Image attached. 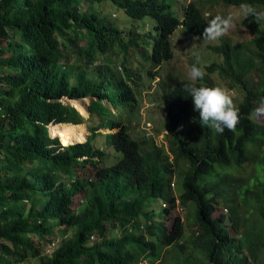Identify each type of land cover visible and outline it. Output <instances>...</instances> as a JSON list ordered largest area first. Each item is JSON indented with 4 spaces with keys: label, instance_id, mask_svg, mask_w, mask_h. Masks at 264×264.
Returning a JSON list of instances; mask_svg holds the SVG:
<instances>
[{
    "label": "trees",
    "instance_id": "obj_1",
    "mask_svg": "<svg viewBox=\"0 0 264 264\" xmlns=\"http://www.w3.org/2000/svg\"><path fill=\"white\" fill-rule=\"evenodd\" d=\"M221 1L264 6V0ZM105 2L123 12L127 27L96 8ZM207 22L194 1L176 16L173 0H0V264H156L169 247L181 249L184 223L171 213L176 206H191L194 246L205 264L259 262L264 124L255 109L264 97V26L245 22L253 47L245 63L228 41L212 47L223 56L221 73L243 91L234 131L202 127L197 114L195 138H189L182 129L193 114L182 91L189 80L163 92L168 152L187 165L178 197L170 191L174 164L165 150L131 138L123 120L122 111L136 103L130 85L135 59L160 66L173 57L178 27L202 36ZM115 51L122 72L105 61ZM250 72L257 77L252 85ZM195 83L215 87L205 77ZM85 97L91 98L89 119L97 123L88 122L87 137L62 144L48 125L83 123L79 108L63 98ZM101 128L115 129L104 135L121 155L112 164L96 145ZM248 163L255 171L245 178ZM159 200L160 212L154 208ZM218 208L229 213L217 214Z\"/></svg>",
    "mask_w": 264,
    "mask_h": 264
},
{
    "label": "rangeland",
    "instance_id": "obj_2",
    "mask_svg": "<svg viewBox=\"0 0 264 264\" xmlns=\"http://www.w3.org/2000/svg\"><path fill=\"white\" fill-rule=\"evenodd\" d=\"M189 1H194L199 4L202 13L206 16L208 21L217 14L223 16L231 15L233 17V27L223 37L215 41H210L203 38V36L189 34L184 27L180 26L171 36L173 57L170 60L165 61L160 66L153 67L144 59L136 58L133 64L137 66L136 69H132L133 77L130 82L135 93L136 103L131 110L128 108V110L122 111L123 120L129 129L131 138L138 141L153 142L156 146L165 150L169 160L173 162L174 172L172 174L170 191L175 197H178L182 192V179L180 178V174L186 170L187 165L181 160L174 162L172 155L168 152V122L161 112L160 101L163 92L169 90L179 80H188L190 67L192 64L196 63L203 70L204 77L212 82L215 87L222 88L230 96L234 107H236L243 97V91L231 78L226 77L224 73H221L223 56L215 53L212 50V47L220 45L223 41H228L232 46L233 54L239 56V59L245 63V58L252 57L253 50V47L249 43L251 33L245 27V22L255 21L258 25L264 26V20L256 19L255 14L250 13L245 17L241 11L242 5H225L221 0H173L174 15L182 16V9ZM166 2H170V0H166ZM96 8L102 11V13H105L108 19L117 27H127L129 25V21L125 18L123 12L117 11L112 3L105 2L103 5ZM248 8L254 12L264 13V6ZM105 59L106 62H109L107 61L108 59L111 60L113 62L111 66L117 71L122 72V67L120 68L121 54L118 51L106 56ZM255 61L257 62L256 59ZM149 70L152 71L151 75L148 73ZM253 74L255 73L250 72L246 77V80L250 85H252L257 78L256 75ZM90 100V97H85L80 100L63 98V101L69 103L75 108H79L78 110L83 115L85 121L76 126V128H84L82 131L83 133H81L83 137H87L89 134L88 122L93 124L97 123V117L89 119L87 107ZM197 114L198 113L193 110V114L182 125L183 131H185L186 135L191 139L195 138L194 126ZM255 118L260 123L264 124V115H258L256 113ZM51 125L59 124L51 123L48 125L50 135L51 133H54L51 131ZM98 131L101 136L97 137L96 145L103 149L105 163L112 164L120 158L121 155L113 150L104 135L114 132L115 129L109 130L101 128ZM57 137L60 140L59 135H57ZM260 164L261 173L264 175V160H261ZM84 171L89 173L87 168L84 169ZM254 171L255 166L251 163L246 164L242 169L245 178L252 175ZM176 205H178V203H176ZM161 207H163V203L159 200L154 205V208L160 212L162 210ZM217 211V214L222 212L227 215L229 213L228 209L225 208H218ZM191 212V206H176L171 210L172 215L180 216L184 223L183 238L179 242L181 249L174 245L169 247L161 254L160 261L156 262V264H185L184 259L186 258H188L190 264H205L204 260L201 259V254L194 246V243L196 242L194 239L197 234L194 233L195 227L192 225L193 220ZM171 224L172 222L169 220L168 225ZM226 225L229 228L230 234L235 236L236 232L230 228V224L227 222ZM118 233L119 230L115 229L114 234ZM61 239L62 238H59L58 241H61ZM95 240L96 236L90 237L91 243ZM48 250H50V248H48ZM258 261L259 262L254 264H264V254L260 256ZM37 262V260H30L20 264H36Z\"/></svg>",
    "mask_w": 264,
    "mask_h": 264
},
{
    "label": "clouds",
    "instance_id": "obj_3",
    "mask_svg": "<svg viewBox=\"0 0 264 264\" xmlns=\"http://www.w3.org/2000/svg\"><path fill=\"white\" fill-rule=\"evenodd\" d=\"M241 11L245 17L251 13L255 14L256 19L264 20V13L254 12L247 5H242ZM232 27L231 15L217 14L207 22L202 36L207 40L215 41L223 37ZM203 77V70L194 63L188 73L189 82L182 86V91L191 97L193 110L199 116V124L202 127L213 128L220 134H223L225 130L234 131L239 123V109L234 107L232 99L222 88L195 83ZM255 111L258 115H264V97L259 99Z\"/></svg>",
    "mask_w": 264,
    "mask_h": 264
},
{
    "label": "bare ground",
    "instance_id": "obj_4",
    "mask_svg": "<svg viewBox=\"0 0 264 264\" xmlns=\"http://www.w3.org/2000/svg\"><path fill=\"white\" fill-rule=\"evenodd\" d=\"M83 129H84L83 127L76 128L72 125H67V124L51 125V131L54 132L51 133V135L53 136L59 135L60 142L66 145L81 140L83 138L81 134L83 133L82 132Z\"/></svg>",
    "mask_w": 264,
    "mask_h": 264
}]
</instances>
